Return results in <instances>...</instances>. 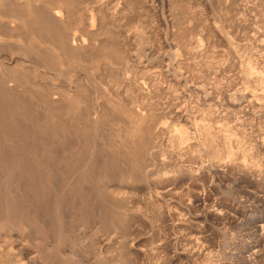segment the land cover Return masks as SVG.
Here are the masks:
<instances>
[{
    "label": "rangeland",
    "instance_id": "374dc122",
    "mask_svg": "<svg viewBox=\"0 0 264 264\" xmlns=\"http://www.w3.org/2000/svg\"><path fill=\"white\" fill-rule=\"evenodd\" d=\"M0 69V264H264V0H0Z\"/></svg>",
    "mask_w": 264,
    "mask_h": 264
},
{
    "label": "bare ground",
    "instance_id": "6f19581e",
    "mask_svg": "<svg viewBox=\"0 0 264 264\" xmlns=\"http://www.w3.org/2000/svg\"><path fill=\"white\" fill-rule=\"evenodd\" d=\"M80 1H81V0H80ZM60 2H61V1H60ZM118 2H119V0H118ZM132 2H133V1H132ZM48 3H49V2H48ZM57 3H58V1H57ZM65 3H66V2H65ZM116 3H117V2H116ZM70 4H71V2H70ZM75 4H76V3H75ZM56 5H57V4H56ZM65 5H66V4H65ZM50 6H51V4H50ZM52 6H53V5H52ZM113 6H114V5H113ZM8 8H9V7H8ZM53 8H54V7H53ZM53 8H52V9H53ZM112 8H113V7H112ZM120 8H121V7H120ZM122 8H123V6H122ZM13 9H14V8H13ZM102 9H103V8H102ZM85 10H86V9H85ZM94 10H95V9H94ZM20 11H21V10H20ZM53 11H54V10H53ZM91 12H92V11H91ZM106 12H107V11H106ZM28 13H29V12H28ZM94 13H95V12H94ZM108 13H109V12H108ZM110 13H111V12H110ZM74 14H75V13H74ZM81 14H82V13H81ZM87 14H88V13H87ZM105 14H106V13H105ZM42 15H43V14H42ZM46 15H48V14H46ZM99 15H100V14H99ZM43 16H45V15H43ZM77 16H78V15H77ZM89 16H90V12H89ZM38 17H39V16H38ZM41 17H42V16H41ZM72 17H73V16H72ZM67 18H68V17H67ZM84 18H85V17H84ZM86 18H87V17H86ZM90 18H91V17H90ZM93 18H94V17H93ZM93 18H91V19H93ZM69 19H70V18H69ZM76 19H77V18H76ZM87 19H88V18H87ZM95 19H96V18H95ZM35 20H37V19H35ZM78 20H79V19H78ZM73 21H74V20H73ZM87 21H88V20H87ZM90 21H92V20H90ZM93 21H94V19H93ZM93 21H92V22H93ZM69 22H70V21H69ZM85 22H86V21H85ZM71 23H72V22H71ZM90 24H91V23H90ZM90 24H89V25H90ZM44 25H45V24H44ZM48 25H49V24H48ZM59 25H60V24H59ZM59 25H58V26H59ZM54 26H55V25H54ZM54 26H53V27H54ZM58 26H57V27H58ZM91 26H92V25H91ZM61 27H62V25H61ZM54 28H55V27H54ZM76 28H77V27H76ZM119 28H120V27H119ZM77 29H78V28H77ZM53 30H54V29H53ZM56 30H57V29H56ZM60 30H61V29H60ZM68 30H69V28H68ZM111 30H112V29H111ZM61 32H62V31H61ZM61 32H60V33H59V32H56V33H59V34H57V35H59L58 37H59V39L61 40L60 42L65 41V39H63V37H62V34H64V33H61ZM66 33H67V31H66ZM110 33H111V32H110ZM57 35H56V36H57ZM66 36H67V35H66ZM69 36H70V35H69ZM75 36H76V35H75ZM67 37H68V36H67ZM79 37H80V36H79ZM56 39H58V38H56ZM59 39H58V40H59ZM66 39H67V38H66ZM68 41H70V40H68ZM202 41H203V40H202ZM63 43H64V42H63ZM73 43H74V42H73ZM81 43H82V42H81ZM72 47H73V46H72ZM184 47H186V46H184ZM70 48H71V47H70ZM72 53H73V52H72ZM42 54H43V53H42ZM178 54H179V53H178ZM65 57H66V56H65ZM116 57H117V56H116ZM68 59H69V58H68ZM117 59H118V58H117ZM70 60H71V59H70ZM112 60H113V59H112ZM113 61H114V60H113ZM0 70H1V69H0ZM173 72H174V71H173ZM148 73H149V72H148ZM173 74H174V73H173ZM176 77H177V76H176ZM41 82H42V81H41ZM111 82H112V81H111ZM0 83H1V82H0ZM114 83H115V82H114ZM37 84H38V83H37ZM128 84H129V83H128ZM0 85H1V84H0ZM111 85H112V84H111ZM36 86H37V85H36ZM120 86H121V85H120ZM132 86H133V85H132ZM95 87H96V86H95ZM4 88H5V87H4ZM42 88H43V87H42ZM77 88H78V87H77ZM127 88H128V87H127ZM8 90H9V89H8ZM54 90H55V88H54ZM66 91H67V90H66ZM80 91H81V90H80ZM1 92H2L3 97L6 98V99L3 98V101H2V102H4V101L7 102V98H8V96H12V94H11L12 92H10V91H9L10 93H9V92L6 93V90L3 89V91L0 90V93H1ZM25 92H29V91H25ZM30 92H31V91H30ZM30 92H29V93H30ZM54 92H55V91H54ZM134 92H135V91H134ZM153 92H154V91H153ZM13 93H15V92H13ZM16 93H17V92H16ZM43 93H44V92H43ZM69 93H70V92H69ZM9 94H10V95H9ZM31 94H32V92H31ZM46 94H47V93H46ZM2 95H1V99H0V100H2ZM14 95H15V94H14ZM17 95H19V94H17ZM26 95H27V94H26ZM28 95H29V94H28ZM44 95H45V94H44ZM49 95H50V94H49ZM57 95H58V94H57ZM65 95H66V94H65ZM5 96H6V97H5ZM15 96H16V95H15ZM29 96H30V95H29ZM50 96H51V95H50ZM16 97H17V96H16ZM16 97H15V99L17 100V98H19V97H17V98H16ZM40 97H42V96H40ZM44 97H45V96H44ZM44 97H43V98H44ZM11 98H12V97H9V99H11ZM45 98H46V97H45ZM45 98H44V99H45ZM47 98H48V97H47ZM47 98H46V99H47ZM57 98H58V97H57ZM57 98H56V99H57ZM15 99H14V100H15ZM44 99H42V100H44ZM46 99H45V102H46ZM11 100H13V99H11ZM16 100L14 101V103H15V102H18L20 99H19L18 101H16ZM42 100H41V101H42ZM48 100H49V99H47V101H48ZM59 100H60V99H59ZM122 100H123V99H122ZM37 101H38V100H37ZM53 101H54V100H53ZM55 101H56V100H55ZM75 101H76V100H75ZM75 101H74V102H75ZM86 101H87V100H86ZM131 101H132V100H131ZM10 102H11V101H10ZM12 102H13V101H12ZM45 102H44V103H45ZM48 102H49V101H48ZM57 102H58V101H57ZM82 102H83V101H82ZM122 102H123V101H122ZM8 103H9V102H8ZM42 103H43V102H42ZM54 103H55V102H54ZM96 103H97V102H96ZM100 103H101V102H100ZM3 104H4V103H3ZM5 104H6V103H5ZM5 104H4V105H5ZM16 104H17V103H15L14 105L16 106ZM46 104H47V103H46ZM73 104H74V103H73ZM122 104H123V103H122ZM4 105H3V106H4ZM11 105H13V104H11ZM11 105H9V108H6V106L8 107V105H5V109L7 110V109L12 108L13 106L11 107ZM69 105H70V104H69ZM115 105H116V104H115ZM169 105H170V104H169ZM15 106H14V107H15ZM17 106H18V104H17ZM53 106H54V105H53ZM70 106H71V105H70ZM121 106H122V105H121ZM123 106H124V105H123ZM137 106H138V105H137ZM14 107H13V108H14ZM147 107H148V106H147ZM3 108H4V107H3ZM13 108H12V109H13ZM18 108H19V107H18ZM171 108H172V107H171ZM12 109H11V110H12ZM19 109H20V108H19ZM47 109H48V108H47ZM55 109H56V108H55ZM55 109H53V110H55ZM67 109H68V108H67ZM71 109H72V108H71ZM90 109H91V108H90ZM95 109H96V108H95ZM95 109H94V110H95ZM97 109H98V108H97ZM129 109H130V108H129ZM3 110H4V109H3ZM6 110H5V111H6ZM11 110H10V111H11ZM14 110H16V111H11V112H12V113H13V112H18V109H17V108H16V109L14 108ZM49 110L52 111V109H49ZM139 110H140V109H139ZM171 110H172V109H171ZM0 111H2V110H0ZM5 111H3V113H5ZM10 111H9V112H10ZM46 111H47V110H46ZM51 111H49L47 115H49V113H50ZM57 111H58V110H57ZM103 111H104V110H103ZM157 111H158V110H157ZM164 111H165V110H164ZM6 112L8 113V110H7ZM55 112H56V111H55ZM172 112H173V111H172ZM7 113H6L5 116H4L5 118L7 117V116H6ZM51 113L53 114V112H51ZM56 113H59V111L56 112ZM157 113H158V112H157ZM157 113H156V114H157ZM160 113H161V112H160ZM162 113H163V112H162ZM169 113H170V112H169ZM1 114H2V112H1ZM1 114H0V124L3 125L4 122H5L4 120H7V119H5L4 117L2 118V117H1ZM8 114H9V113H8ZM15 114H17V113H14V115H15ZM175 114H176V113H175ZM3 115H4V114H3ZM3 115H2V116H3ZM9 115H11V113H10ZM12 115H13V114H12ZM37 115H38V114H37ZM44 115H46V114H44ZM44 115L42 114V116H44ZM55 115H56V114H55ZM59 115H60V114H59ZM101 115H102V114H101ZM169 115H170V114H169ZM172 115H173V114H172ZM177 115H178V114H177ZM220 115H221V114H220ZM40 116H41V115H40ZM42 116H41V117H42ZM50 116H51V115H50ZM103 116H104V115H103ZM103 116H102V117H103ZM45 117H46V116H45ZM45 117H43V118H45ZM57 117H58V116H57ZM63 117H64V116H63ZM85 117H86V116H85ZM179 117H180V116H179ZM38 118H39V116H38ZM43 118H42V119H43ZM47 118L49 119V116H47ZM132 118H133V117H132ZM139 118H140V117H139ZM139 118H138V119H139ZM48 119H46V120L48 121ZM52 119H53V120L55 119L54 114H53ZM52 119H51V120H52ZM160 119H161V118H160ZM13 120H14V119H13ZM51 120H50V121H51ZM58 120H60V119L57 118V121H58ZM75 120H76V119H75ZM136 120H137V119H136ZM43 121H45V120L43 119ZM47 121H46V122H47ZM54 121H56V120H54ZM57 121H56L55 124L58 123ZM130 121H131V120H130ZM141 121H142V120H141ZM128 122H129V121H128ZM135 122H137V121H135ZM8 123H10V122H8V120H7V124H8ZM12 123H13V122H12ZM12 123H11V124H12ZM15 123H16V122H15ZM44 123H45V122H44ZM48 123H49V122H48ZM52 123H53V121H52ZM60 123H61V122H60ZM146 123H147V122H146ZM7 124H5V125L7 126ZM16 124H17V123H16ZM50 124H51V123H50ZM53 124H54V123H53ZM134 124H135V123H134ZM2 125H1V127H2ZM8 125H10V124H8ZM57 125H59V128L63 126V125L60 126L61 124H59V123H58ZM57 125H56V126H57ZM135 125H136V124H135ZM135 125H134V126H135ZM140 125H141V124H140ZM150 125H151V124H150ZM6 126H3V127L6 128ZM12 126H13V127H16V126H14V125H12ZM138 126H139V125H138ZM147 126H148V125H146V127H147ZM151 126H152V125H151ZM3 127H2V128H3ZM8 127L11 128V126H8ZM53 127H54V126H53ZM53 127H52V128H53ZM63 127H64V126H63ZM2 128H0V129H2ZM67 128H68V127H67ZM131 128H132V126H131ZM148 128H149V127H148ZM168 128H169V127H168ZM11 129H12V128H11ZM13 129H14V128H13ZM13 129H12V130H13ZM60 129H61V128H60ZM5 130H7V129H5ZM15 130H16V129H15ZM15 130H14V131H15ZM65 130H66V129H65ZM154 130H155V129H154ZM14 131H13V133H14ZM24 131H25V130H24ZM24 131H23V132H24ZM137 131H139V130H137ZM198 131H199V130H198ZM3 132H4V131H3ZM3 132H2V133H3ZM9 132H10V131H9ZM16 132H17V130H16ZM16 132H15V133H16ZM57 132H58V131H57ZM141 132H142V131H141ZM172 132H173V131H172ZM223 132H224V131H223ZM11 133H12V131L10 132V134H11ZM53 133H54V131H53ZM62 133H63V132H62ZM127 133H128V132H127ZM131 133H132V132H131ZM133 133H134V132H133ZM161 133H162V132H161ZM149 134H150V133H149ZM149 134H148V135H149ZM217 134H218V133H217ZM223 134H224V133H223ZM20 135H21V133H20ZM25 135H26V134H25ZM58 135H59V134H58ZM179 135H180V134H179ZM0 136H1V135H0ZM16 136H17V135H16ZM172 136H173V135H172ZM183 136H184V135H183ZM187 136H188V135H187ZM210 136H211V135H210ZM135 137H136V135H135ZM141 137H142V136H141ZM178 137H179V136H178ZM178 137H177V138H178ZM185 137H186V136H185ZM200 137H201V136H200ZM15 138H16V137H15ZM19 138H20V137H17V140H18ZM53 138H54V137H53ZM91 138H92V137H91ZM91 138H90V139H91ZM158 138H159V137H158ZM21 139H22V138H21ZM21 139H19V140H21ZM23 139H24V138H23ZM88 139H89V138H88ZM152 139H153V138H152ZM159 139H160V138H159ZM184 139H185V138H184ZM256 139H257V138H256ZM77 140H78V138H77ZM131 140H132V138H131ZM187 140H188V139H187ZM10 141H11V140H10ZM24 141H25V140H24ZM84 141H85V140H84ZM227 141H228V140H227ZM0 142H1V141H0ZM3 142H4V141H3ZM79 142H80V141H79ZM131 142H132V141H131ZM228 142H229V141H228ZM13 143H14V142H13ZM70 143H71V142H70ZM72 143H73V142H72ZM76 143L78 144V142H76ZM92 143H93V142H92ZM133 143H134V142H133ZM144 143H145V142H144ZM144 143H143V144H144ZM152 143H153V142H152ZM200 143H201V142H200ZM5 144H6V142H5ZM17 144H18V145H17L18 148L16 149V148L14 147L15 150H14V148L12 149V147H11L10 149H8V150H5V149H4L3 151L0 150V151H1V152H0V168L2 169L1 171H3L4 173L8 174V176H9V174L11 175V173H12L11 176H13V170H14L16 167H19L20 170H21V168H23L24 170L22 169V171H24V172H25V169H26L28 172H30V169H31V168L33 169V167H32L33 163H32V162H33L34 160H32L31 158H32L34 155L32 154L33 156L30 157L31 155L28 154V151H27V149L24 148V145L22 144V142H21V143H20V142H19V143L17 142ZM80 144H81V143H80ZM129 144H130V143H129ZM147 144H148V143H147ZM154 144H155V143H154ZM26 145H27V144H26ZM28 145H29V144H28ZM78 145H79V144H78ZM84 145H86V144H84ZM84 145H83V146H84ZM134 145H135V144H134ZM141 145H142V144H141ZM157 145H158V144H157ZM7 146H8V145H7ZM7 146H6V147H7ZM75 146H76V145H75ZM92 146H93V145H92ZM119 146H120V145H119ZM2 147H3V146H2ZM8 147H10V146H8ZM156 147H157V146H156ZM29 148H30V147H29ZM68 148H69V147H68ZM73 148H74V147H73ZM75 148H76V147H75ZM129 148H130V147H129ZM198 148H199V147H198ZM61 149H62V148H61ZM77 149H78V146H77ZM83 149H84V147H81V150H83ZM93 149H94V148H93ZM170 149H171V148H170ZM70 150H71V148H70ZM133 150H134V149H133ZM151 150H152V149H151ZM155 150H156V149H155ZM177 150H178V149H177ZM219 150H220V149H219ZM29 151H30V150H29ZM31 151H33V150H31ZM62 151H63V150H62ZM62 151H61V152H62ZM71 151H72V152H71ZM71 151H70V152L68 151V152H69V156L71 155L72 158H73V156H74L76 159L79 158L78 160L81 161V159H80L81 157H79L80 154H81V153H80V147H79V150H78V153H79V154L76 153L77 150H76V152H74V153H76V154L73 153V150H71ZM74 151H75V150H74ZM131 151H132V150H131ZM140 151H141V150H140ZM45 152H46V151H45ZM63 152H65V151H63ZM138 152H139V151H138ZM197 152H198V151H197ZM231 152H232V151H231ZM82 153H83V152H82ZM43 154H44V153H43ZM56 154H57V153H56ZM62 154H63V153H62ZM84 154H85V152H84ZM138 154H139V153H138ZM44 155H46V154H44ZM65 155H67V152H66ZM72 155H73V156H72ZM123 155H124V154H123ZM60 156H62V158H63V155H60ZM135 156H136V155H135ZM35 157H36V156H35ZM53 157H54V156H53ZM65 157H66V156H64V159H65ZM71 157H67V158L69 159V158H71ZM113 157H114V156H113ZM192 157H193V156H192ZM218 157H219V156H218ZM62 158H61L60 160H62ZM67 158H66V160H67ZM72 158H71V160H72ZM75 158H73V159H74V160H73V161H74L73 164H76V165H77L78 163L80 164V161L77 162L78 160H75ZM84 158H85V157H83V159H84ZM109 158H110V157H109ZM38 159H39V158H38ZM38 159H37V160H38ZM83 159H82V160H83ZM175 159H176V158H175ZM57 160H59L58 157H57ZM66 160H65V162H66ZM85 160H86V159H85ZM122 160H123V159H122ZM196 160H197V159H196ZM39 161H40V160H39ZM62 161H63V162H62ZM62 161H60V162H62V164H63V163L65 164L64 160H62ZM67 161H68V160H67ZM75 161H76L77 163H75ZM83 161H84V160H83ZM83 161H82V162H83ZM104 161H105V160H104ZM128 161H129V160H128ZM169 161H170V160H169ZM85 162H86V161H85ZM85 162H84V163H85ZM95 162H96V161H95ZM102 162H103V161H102ZM66 163H67V162H66ZM86 163H87V162H86ZM93 163H94V162H93ZM159 163H160V162H159ZM64 164H63V165H64ZM71 164H72V163H71ZM71 164H68V163H67V166H66V164H65L64 166H66L67 168L70 166L69 168H70V170H71V169H72V168H71V167H72ZM73 164H72V165H73ZM107 164H108V162H107ZM126 164H127V163H126ZM195 164H196V163H195ZM68 165H69V166H68ZM91 165H92V164H91ZM102 165H103V164H102ZM102 165H101V166H102ZM105 165H106V162H105ZM129 165H130V164H129ZM163 165H164V164H163ZM39 166H41V165H39ZM95 166H96V165H95ZM106 166H107V165H106ZM30 167H31V168H30ZM66 167H64V168L66 169ZM74 167L76 168L75 165H74ZM74 167H73L72 170H74ZM104 167H105V166H104ZM145 167H146V166H145ZM214 167H215V166H214ZM64 168H63V170H64ZM69 168H68V171H67V172H69ZM39 169H40V168H39ZM83 169H84V168H83ZM89 169H90V168H89ZM212 169H213V168H212ZM16 170H17V168H16ZM18 170H19V169H18ZM66 170H67V169H66ZM66 170H65V172H66ZM72 170H71V172H72ZM154 170H155V169H154ZM15 172H16V171H15ZM18 172H19V171H18ZM20 172H21V171H20ZM31 172H32V170H31ZM31 172H30V173H31ZM67 172H66V173H67ZM128 172H129V171H128ZM171 172H172V171H171ZM22 173H23V172H22ZM201 173H202V172H201ZM6 174H5V176H6ZM19 174H20V173H19ZM79 174H80V173H79ZM15 175H17V174H15ZM32 175H35V174L32 173ZM73 175H74V174H73ZM64 176H65V175H64ZM31 177H32V176H31ZM44 177H45V176H44ZM61 177H62V176H61ZM68 177H69V176H68ZM174 177H175V175H174ZM64 178H65V177H64ZM18 179H19V178H18ZM166 179H167V178H166ZM4 180H5V179H4ZM0 181H1V180H0ZM14 182H15V181H14ZM2 184H3V183H2ZM2 184H1V185H2ZM15 184H16V183H15ZM150 184H151V183H150ZM3 185H4V184H3ZM144 185H145V184H144ZM1 187H2V186H1ZM41 187H42V186H41ZM0 191H1V190H0ZM64 191H65V190H64ZM100 191H101V190H100ZM111 192H112V191H111ZM54 193H55V192H54ZM255 193H256V192H255ZM156 194H157V193H156ZM132 195H133V194H132ZM251 196H252V195H251ZM202 198H203V197H202ZM253 199L256 200L258 203H262V204H264V196H261V195H259V194H255V195H253ZM56 203H57V202H56ZM6 204H7V203H6ZM18 204H19V203H18ZM262 204H261V205H262ZM79 205H80V204H79ZM76 206H77V205H76ZM263 206H264V205H263ZM6 207H7V206H6ZM54 207H55V206H54ZM217 207H218V206H217ZM17 208H18V207H17ZM9 209H10V208H9ZM19 209H20V208H19ZM58 209H59V208H58ZM205 209H206V208H205ZM17 210H18V209H17ZM214 210H215V212L218 213L220 209L215 207ZM214 210H212V211H214ZM14 211H15V210H14ZM220 211H221V210H220ZM215 212H213V214H214ZM221 212H222V211H221ZM110 213H111V212H110ZM241 214H242V213H241ZM14 215H15V214H14ZM53 215H54V214H53ZM208 215H209V214H208ZM35 216H36V215H35ZM164 216H165V215H164ZM29 218H30V217H29ZM49 218H50V217H49ZM111 218H112V217H111ZM33 222H34V221H33ZM78 224H79V223H78ZM256 226L261 227V225H256ZM262 226H263V225H262ZM260 229H261V228H260ZM117 250H118V249H117ZM105 255H106V254H105ZM110 262H111V261H110Z\"/></svg>",
    "mask_w": 264,
    "mask_h": 264
}]
</instances>
